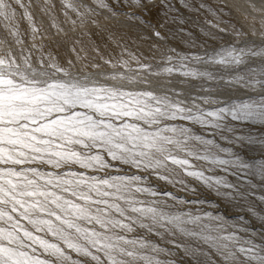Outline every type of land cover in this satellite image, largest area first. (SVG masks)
<instances>
[{
    "label": "snow or ice",
    "instance_id": "snow-or-ice-1",
    "mask_svg": "<svg viewBox=\"0 0 264 264\" xmlns=\"http://www.w3.org/2000/svg\"><path fill=\"white\" fill-rule=\"evenodd\" d=\"M245 145L264 0H0V264H264Z\"/></svg>",
    "mask_w": 264,
    "mask_h": 264
},
{
    "label": "rangeland",
    "instance_id": "rangeland-1",
    "mask_svg": "<svg viewBox=\"0 0 264 264\" xmlns=\"http://www.w3.org/2000/svg\"><path fill=\"white\" fill-rule=\"evenodd\" d=\"M192 20L196 21L195 24H187L185 25V27H187L192 33H193V39L200 41L202 39V36L200 34V32L198 31V27L197 25H203V20L199 17H191ZM191 20V19H190ZM190 22V21H189ZM22 27H26V24H22ZM242 128V131L240 134H244L248 131H252L254 133H256V135H260V131L258 129V127L256 126H240ZM218 143H221L222 146L224 147H228L227 144H224V142L219 141ZM226 150H230V149H226ZM238 155L241 157V159L247 161L250 164H260V163H264V151H261L257 146H253V145H245L239 148L238 150ZM175 191V190H173ZM259 194V193H258ZM181 195H185L183 193H181ZM200 199L201 202H203L204 198H208V199H212L211 196L208 195V193L205 192H200ZM191 199H195L194 197H192ZM216 201H209V203H215ZM209 204L205 203L204 207H208ZM218 207V214H223L228 216L230 219L236 220L239 219L240 216L242 215V210L231 205V204H226V203H218L217 204ZM245 223H249L248 220H245ZM250 226L252 228H254L257 232L260 231H264V229H262L261 227H259L256 224H250Z\"/></svg>",
    "mask_w": 264,
    "mask_h": 264
},
{
    "label": "bare ground",
    "instance_id": "bare-ground-1",
    "mask_svg": "<svg viewBox=\"0 0 264 264\" xmlns=\"http://www.w3.org/2000/svg\"><path fill=\"white\" fill-rule=\"evenodd\" d=\"M190 22H189V26L190 24H195L196 21L192 20V18H190ZM183 39H187V37H179L177 41L174 42V46L178 47L180 50L182 51H189V49L185 48L183 43L181 42Z\"/></svg>",
    "mask_w": 264,
    "mask_h": 264
}]
</instances>
